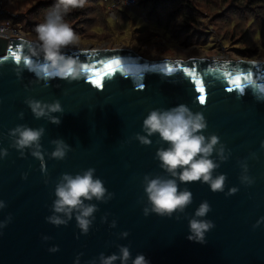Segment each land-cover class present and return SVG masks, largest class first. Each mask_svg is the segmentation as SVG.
I'll list each match as a JSON object with an SVG mask.
<instances>
[{"label":"water","instance_id":"1","mask_svg":"<svg viewBox=\"0 0 264 264\" xmlns=\"http://www.w3.org/2000/svg\"><path fill=\"white\" fill-rule=\"evenodd\" d=\"M34 46L35 41L25 37H0V149L8 150V156L0 158V200L7 205L0 209V222L12 217L0 229V264H76L78 256L79 264L93 260L99 264V254L118 253V245L128 246L133 258L143 254L149 264H264V221L253 227L264 218V61L194 56L149 59L127 47L67 46L63 51L81 64L121 61L120 70L97 87L89 82L86 72L72 82L48 75L43 56L31 54ZM11 52L21 56L20 63ZM184 68H195L201 76L206 90L204 104L199 103V93ZM225 72L251 74L252 81L244 83L243 90L229 91ZM30 98L45 103L59 100L64 112L53 115L61 123L35 118L25 104ZM179 104L203 113L208 125L204 134H216L225 154L230 153L214 172L226 174L225 188L213 192L202 182L178 181L180 190L187 187L193 195L185 212H174L171 217L144 216L143 208L150 205L143 177L165 175L155 153L167 144L158 134L150 137L152 144L148 146L134 137L144 134L142 123L150 110ZM17 125L45 128L40 141L43 167L30 150L21 156L10 147L8 133ZM53 139H63L71 146L64 160L50 158ZM213 158L219 163L215 153ZM241 161L247 163L248 175L254 179L250 186L239 180ZM88 168H95V176L114 193L107 203L90 202L99 210L88 234L81 233L74 216L67 225L48 223L45 218L52 215L61 174L75 175ZM25 173L26 179L22 178ZM232 187L238 191L226 195ZM203 201L211 206L205 219L215 227L201 244L187 237L188 220ZM105 214L107 222H102ZM113 220L115 228L109 226ZM125 231L129 235L122 238ZM44 236L50 239L45 241ZM53 246L59 251H48Z\"/></svg>","mask_w":264,"mask_h":264},{"label":"clouds","instance_id":"2","mask_svg":"<svg viewBox=\"0 0 264 264\" xmlns=\"http://www.w3.org/2000/svg\"><path fill=\"white\" fill-rule=\"evenodd\" d=\"M82 3V0H79ZM78 0H58L54 8L45 16V22L36 28L35 46L30 49L33 56H43L47 64L48 75L66 79L69 82L77 81L83 74L82 64L73 56L63 51L67 46L76 42V37L71 27L63 21V12L69 6H77ZM25 104L30 108L35 118H47L50 123L59 125L61 120L53 114L63 113L64 109L55 100L45 103L36 99H26ZM23 113L19 114L23 119ZM208 125L205 116L201 112H193L186 104H179L167 109H152L143 119L142 132L135 134V139L141 145H151L150 137L158 134L160 141L167 144V147H159L156 150L155 158L160 162L159 166L165 175L151 176L146 174L143 177L144 192L147 196L149 206L143 208L144 216L155 213L160 216L171 217L174 212L184 213L186 208L192 203L193 195L187 187L179 189V184L191 182H202L210 186L213 192H223L227 180L226 174L214 175L220 164L229 159L230 153L225 154V146L220 143V138L216 134L205 135ZM45 133V128H31L27 125H17L9 130L11 138L10 147L15 148L24 155V151L30 150L31 155L40 160L42 167L44 164V150L40 143ZM54 145V150L50 153V158L64 160L67 153L71 151V146L63 139H53L50 141ZM264 148V142H261ZM215 153L216 158H213ZM8 156L7 149H0V158ZM255 159V153L251 154ZM242 173L239 180L242 184L252 185L254 179L248 175V165L245 161L240 162ZM95 168H88L75 175L62 173L55 186V200L52 204V215L46 217V221L57 227L67 225L75 217L77 227L81 233L88 234L95 219L94 214L99 210L97 202L107 203L114 196L108 191L104 182L95 176ZM22 178L26 179L27 174ZM238 189L232 187L226 195H234ZM6 203L0 200V209L6 207ZM211 211V206L207 201H203L194 211L188 220L189 240L197 243H205V234L215 227L211 220L205 219ZM177 219L180 217L177 216ZM11 215L7 220L0 222V229L7 226L11 221ZM102 222H107V214L101 218ZM264 221L258 220L256 225ZM116 227L113 220L109 225ZM128 232H122L120 236L126 238ZM50 237L44 236L47 241ZM118 253L105 256L100 253L99 264H149L146 257L138 253L134 258L130 248L125 245H118ZM48 251L54 253L59 251L58 246H53ZM82 255V254H81ZM76 264H79V256ZM91 264H96L93 260Z\"/></svg>","mask_w":264,"mask_h":264},{"label":"rangeland","instance_id":"3","mask_svg":"<svg viewBox=\"0 0 264 264\" xmlns=\"http://www.w3.org/2000/svg\"><path fill=\"white\" fill-rule=\"evenodd\" d=\"M136 1V10L123 7L125 15L115 13L117 18H113L106 12V0H78L77 6L69 7L76 18L71 20L63 12V21L76 37L70 47H127L149 59L194 56L264 61L263 5L250 7L243 3L238 7L233 0H191L196 22L183 24L179 12L173 13L171 8ZM57 3L58 0H2L0 20L8 17L21 26L25 38L35 41L37 26L45 22L46 14ZM102 15L107 16L105 20Z\"/></svg>","mask_w":264,"mask_h":264},{"label":"snow or ice","instance_id":"4","mask_svg":"<svg viewBox=\"0 0 264 264\" xmlns=\"http://www.w3.org/2000/svg\"><path fill=\"white\" fill-rule=\"evenodd\" d=\"M12 57H14L17 63L21 62V56L17 52L10 53ZM7 59V56L5 57ZM30 63V61H26ZM83 72L88 73V80L90 83L96 85L97 87H102V80L107 76L115 74V72L120 70L121 61L119 60H110L107 62H101L100 65H88L82 64ZM47 71V68H45ZM169 72L172 71L171 68L168 69ZM183 71L187 74V76L191 77V83L194 84L195 91L199 93L197 99L200 104H204L206 101L205 95V86L201 76L197 73L195 68L189 69L184 68ZM225 76L228 77V84L230 87L229 91H233L234 89L243 90L244 83H251L252 76L251 74H233L225 72Z\"/></svg>","mask_w":264,"mask_h":264},{"label":"trees","instance_id":"5","mask_svg":"<svg viewBox=\"0 0 264 264\" xmlns=\"http://www.w3.org/2000/svg\"><path fill=\"white\" fill-rule=\"evenodd\" d=\"M234 2H236L238 4V7H243L244 4H247L251 6H256V5H263L264 6V0H233ZM137 2V1H136ZM153 3L154 7L160 6L161 8H171V11L174 12H179L181 21L183 22V24H186L187 22H192L195 23L196 19L194 17V5L191 3V0H145V3ZM100 3V2H99ZM98 3V4H99ZM106 6H108V9L106 10V12L108 13V17L110 16L109 11H112L114 14V17L117 18V15H115V13L117 14H124L123 12V6L120 7V5L113 7L112 9L109 8L110 6V0H106ZM244 3V4H243ZM70 8H74L73 6H69ZM68 9L67 11H65L68 15V18L73 20L74 18H76L77 14L72 13L71 9ZM106 9V7H105ZM150 14L152 15V12H150ZM173 15V14H172ZM107 16L102 15L101 18H103V20H105ZM45 20V18H44ZM180 25V26H183ZM162 26V25H161ZM186 32L189 30L187 27H185Z\"/></svg>","mask_w":264,"mask_h":264},{"label":"built area","instance_id":"6","mask_svg":"<svg viewBox=\"0 0 264 264\" xmlns=\"http://www.w3.org/2000/svg\"><path fill=\"white\" fill-rule=\"evenodd\" d=\"M1 1L2 0H0V4ZM118 5H122L125 8H130L136 5V0H110V9ZM2 11L3 9L0 8V12ZM24 36L25 35L22 33V28L18 23L16 24L14 22H10L8 17L0 20V37L7 39L8 37L19 38Z\"/></svg>","mask_w":264,"mask_h":264},{"label":"crops","instance_id":"7","mask_svg":"<svg viewBox=\"0 0 264 264\" xmlns=\"http://www.w3.org/2000/svg\"><path fill=\"white\" fill-rule=\"evenodd\" d=\"M109 8H110V6H109ZM133 10H136L135 9V6H133V7H131ZM110 15H113L112 17L114 18V14L112 13V11H110ZM124 15H125V13H124Z\"/></svg>","mask_w":264,"mask_h":264},{"label":"bare ground","instance_id":"8","mask_svg":"<svg viewBox=\"0 0 264 264\" xmlns=\"http://www.w3.org/2000/svg\"><path fill=\"white\" fill-rule=\"evenodd\" d=\"M25 37V36H24ZM14 38H16V37H14ZM69 47H70V45H69ZM72 48H74V47H72ZM88 48V47H87ZM93 48H101V47H93ZM78 49H85V48H78ZM214 58V57H213ZM216 59H218V58H216ZM241 59H243V58H241ZM258 61H260V60H258Z\"/></svg>","mask_w":264,"mask_h":264}]
</instances>
